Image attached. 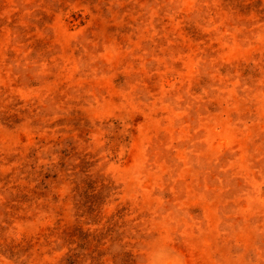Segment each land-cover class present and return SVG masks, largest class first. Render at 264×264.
Segmentation results:
<instances>
[{
	"label": "rangeland",
	"instance_id": "1",
	"mask_svg": "<svg viewBox=\"0 0 264 264\" xmlns=\"http://www.w3.org/2000/svg\"><path fill=\"white\" fill-rule=\"evenodd\" d=\"M0 264H264V0H0Z\"/></svg>",
	"mask_w": 264,
	"mask_h": 264
}]
</instances>
